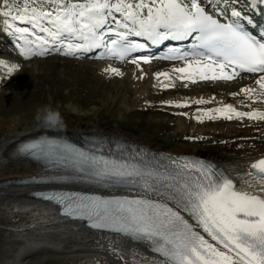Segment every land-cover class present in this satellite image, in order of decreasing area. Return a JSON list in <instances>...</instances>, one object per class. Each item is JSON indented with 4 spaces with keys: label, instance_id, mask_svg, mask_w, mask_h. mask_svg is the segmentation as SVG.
Listing matches in <instances>:
<instances>
[{
    "label": "snow or ice",
    "instance_id": "1",
    "mask_svg": "<svg viewBox=\"0 0 264 264\" xmlns=\"http://www.w3.org/2000/svg\"><path fill=\"white\" fill-rule=\"evenodd\" d=\"M239 3L0 0V31L13 38L25 59L56 51L64 56L92 54L97 59L128 61L138 67L150 64L152 57L132 54L150 44L191 39V50L173 47L158 57L183 61V66L171 70L178 74L175 79L195 84L198 80L232 81L242 73L254 74L258 87H244L240 93L253 103L264 102V25L259 26L258 35L246 28V24L256 27L248 12L264 14V0H244L243 10L236 6ZM0 66L7 64L0 60ZM8 70L13 71L14 66ZM105 71L122 75L111 66ZM154 75L162 88L175 87L168 72ZM164 103L177 108L190 106L187 101ZM193 103L209 104L212 100L201 98ZM197 111L194 118L201 123L205 118L264 120L262 110L244 112L231 104ZM21 151L57 156L98 182L137 187L142 193L137 197L65 194L58 203L64 205L63 214L85 219L94 229L150 242L152 251L163 257V264H264V195L238 190L214 164L186 157H168L171 164L109 159L54 140L47 141L46 147L33 142ZM249 167L248 174L264 185V158Z\"/></svg>",
    "mask_w": 264,
    "mask_h": 264
},
{
    "label": "rangeland",
    "instance_id": "2",
    "mask_svg": "<svg viewBox=\"0 0 264 264\" xmlns=\"http://www.w3.org/2000/svg\"><path fill=\"white\" fill-rule=\"evenodd\" d=\"M240 1L239 6H242L243 0ZM2 45L0 43V58L13 59L15 57L14 62L18 68L17 72L11 75L12 77L9 76L0 83V142L12 133L20 134L28 130L43 128L35 121L34 116L38 108L48 105L60 111L64 120V126L61 129L65 132L82 129L85 133L113 136L153 151L199 157L212 163H216V158L223 153L230 154L264 148V120L248 118L208 120L205 118L201 123L194 118L199 115L198 109H211V103H193L198 97L201 98V94H211V98L220 97L222 93H225L222 91L230 87L216 85L218 81L211 84V81L198 80L193 84L177 80L171 73L175 87L160 89V86H155L152 82L151 72L155 71L152 63L158 60L155 58H152L150 64H141L143 67L147 66L146 70L151 76L145 86L142 82L145 78L142 81L133 82L123 78L122 81L117 77L110 80L99 72H92L93 64H89L99 60L95 55L73 57L52 51L47 56H33L25 59L20 54L10 52ZM12 53L15 55L13 56ZM109 60L114 64L128 63V61L122 62L116 59ZM171 61L176 62L177 60ZM0 73L3 74L2 71ZM138 90H141L143 95L137 96ZM166 101L174 103L187 101L190 106L177 108L164 103ZM240 107L237 106V110L244 111ZM248 111L247 109L244 112ZM34 165L31 162L27 164V167L36 170ZM25 201L29 202L27 199ZM38 204L40 203H36ZM62 225L76 227L71 223ZM62 228L64 229V227L59 229L54 227L53 232L33 231L31 236L23 237L25 242H22V238L19 241L20 237L14 234H8L6 239L12 241V245L9 244L12 250L5 247L6 251L2 256L11 258L18 251L20 252V248L26 247V243L45 240L47 247L55 248L57 251L37 250L38 252L34 251L24 261L38 264L119 263L114 261L115 257L113 258L109 251L85 244H80V246L78 243L80 240L73 237L71 232L69 234L68 231H62ZM90 233L87 234L88 237L83 236L84 240L91 238L92 234L98 235ZM113 236L124 240L116 235ZM13 241L18 242L13 243Z\"/></svg>",
    "mask_w": 264,
    "mask_h": 264
},
{
    "label": "bare ground",
    "instance_id": "3",
    "mask_svg": "<svg viewBox=\"0 0 264 264\" xmlns=\"http://www.w3.org/2000/svg\"><path fill=\"white\" fill-rule=\"evenodd\" d=\"M206 3H207V0H205V4ZM238 8L242 10L245 9L244 0L242 1V6H238ZM208 10L211 11V9H208ZM136 39H140V38H136ZM9 41H12L13 44L10 43ZM0 43H2L5 46V48L9 50L10 52L19 54L18 52L19 50L15 47V42L13 38L7 36V34L4 33L3 31H0ZM15 54H13V56ZM79 55L81 54H78V56ZM14 58L13 59H10L7 57L0 58V60L5 61L7 64V67L0 66V71H2L3 73V74L0 73V83L6 80L9 76H11L17 70L18 67L14 62ZM91 64H93V66H91L93 67L92 72H99V74L109 78L110 80H113V78L115 79V77H117V78H120L121 80L123 78V79L128 80L129 82L130 81L133 82L135 80L142 81V79L145 78L144 81H142L145 85V83L149 82V77H151L149 76V72L146 70L147 66L144 65L145 67H143L142 66L143 64L140 65L139 67H135L133 64L129 62L114 64L108 58L99 59L97 62L90 63L89 65ZM13 66H14V70L9 72L8 68L13 67ZM84 66H86V64ZM109 66L118 68L121 71L122 75L114 76L106 72L105 69ZM152 66H154L153 68L156 71V72L154 71V73L151 72L153 74V79H152L153 85L155 86L158 85L160 86V89H161L162 87L160 83L155 79L154 74L158 72H168L169 75L171 76L172 68L183 66V61L174 62V61H164V60L158 59L154 64L152 63ZM154 69H151V70L153 71ZM176 75L178 74H174L173 77H175ZM256 78L257 77L254 74L242 73L240 77H237L236 79L232 81H218L216 82L217 83L216 85H221V86L223 85L225 86V88H227V86H230L229 88L222 91L225 93H222L220 97L218 95H217L218 97H213L214 99L211 98V94L209 95L201 94L202 95L201 98L204 100H212V103H211L212 105L210 106L211 109L213 106L218 107V106H223L225 104H231L235 107L241 106L240 108L244 109V111L247 109L249 111H252V110L264 111V102H261L258 100L257 102L253 103L250 99H248L242 93H240V89L244 87L257 88L258 86L255 85L254 83ZM161 80H163V78H161ZM142 82H140V86L143 85ZM164 83H169V82L164 81ZM210 83L214 84L215 82L211 81ZM197 88H198V85H197ZM201 88L204 89L205 87H201ZM234 93H240V94L233 95ZM136 95L138 96V95H143V94L141 90H138ZM201 98L198 97V99H201ZM227 99L230 100L229 103L226 102ZM56 132L63 134V135H68L71 137H79L83 135L87 137L114 138L113 136H105V135L98 134V133H91V134H89V132L85 133V131L82 129H79L75 132H67V131L65 132L61 128L51 129V128L43 127L40 129L28 130L20 134L12 133L13 135L12 134L10 136L7 135L9 137L5 139L3 138L1 140L0 156H5L7 158V162L5 163L0 162V264H38L37 262L30 263L24 260L29 255H31L34 251H37V250H42L45 252L46 251L56 252L57 250L55 248L53 249V248L47 247L46 245L47 242H45V240L43 241L37 240L32 243L31 242L26 243V247L20 248V252L18 251V253L14 254L13 257L11 258H5V256H2L3 252L6 251L4 250L6 249L5 247H7L8 250H12L9 246V244L12 245V241H9V239H6V236H8V234H14L20 237L19 239L20 241L21 238L23 239V237L31 236L33 231L49 230L53 232L54 230L52 229L54 227L58 229L60 227H64V229L62 228L63 229L62 231H68L69 234L72 233L71 235H73V237H76L77 239L80 240L78 242L79 245L85 244V245L94 246L95 248L104 249L106 251H109V253L113 256V258L115 257L114 261H117V263L119 262L120 264H163V262L159 260L155 254L150 252L146 246L133 243V242H129L124 238H122L124 240H121L119 238L114 237L113 235L110 236L106 233L91 231L87 228L80 226L79 222L63 220L65 218L57 216L53 212L49 203L42 202L39 199H35L31 196V191L33 188H35V185H33L32 183H28L26 181H22V179H26L27 177H35L39 175L41 169L37 165H34L37 171L31 169L30 167H27V164L29 163L31 164V162L23 156H17L14 153L13 148L15 147L18 141L24 139L25 137L42 135V134H51V133H56ZM261 157H264V148L261 150L256 149L253 151H239V152H234L230 154L223 153L216 158L217 159L216 163L218 164L216 163H212V164L216 165V169L218 170V172H223L229 179H231L237 185L238 190L247 191L250 194L264 195V193L261 192V188H264V185L258 184L256 182V179L254 177H250L248 174L250 164L258 160ZM12 164L13 165L15 164V166H13ZM21 186L25 188H22ZM45 187L46 188L47 187L73 188L72 186L65 185V184H44V185L37 186V188L39 189L45 188ZM81 189L92 191V189H87V188H81ZM26 199L29 200V202L28 201L26 202L25 201ZM36 203H40V204L36 205ZM66 223H71L74 226L78 227L79 229L76 227L73 228L71 226L62 225ZM57 231H60V230H57ZM90 232H93L98 235L95 236L94 234H92L91 238L89 239L87 238L86 240H84L85 237L83 236L87 234H91ZM16 242L13 241V243H16ZM22 242H25V240L23 239ZM24 246H25V243H24ZM109 253L106 252V254H109Z\"/></svg>",
    "mask_w": 264,
    "mask_h": 264
},
{
    "label": "clouds",
    "instance_id": "4",
    "mask_svg": "<svg viewBox=\"0 0 264 264\" xmlns=\"http://www.w3.org/2000/svg\"><path fill=\"white\" fill-rule=\"evenodd\" d=\"M34 119L39 125L46 128L56 129L64 126V120L60 111L48 105L38 108Z\"/></svg>",
    "mask_w": 264,
    "mask_h": 264
},
{
    "label": "water",
    "instance_id": "5",
    "mask_svg": "<svg viewBox=\"0 0 264 264\" xmlns=\"http://www.w3.org/2000/svg\"><path fill=\"white\" fill-rule=\"evenodd\" d=\"M0 162L1 163L7 162V158L5 156H0Z\"/></svg>",
    "mask_w": 264,
    "mask_h": 264
}]
</instances>
